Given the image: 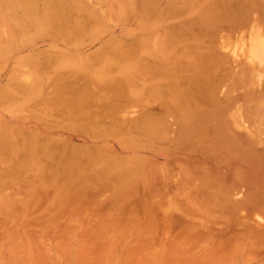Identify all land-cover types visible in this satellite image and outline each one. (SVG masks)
Instances as JSON below:
<instances>
[{
	"label": "rangeland",
	"instance_id": "obj_1",
	"mask_svg": "<svg viewBox=\"0 0 264 264\" xmlns=\"http://www.w3.org/2000/svg\"><path fill=\"white\" fill-rule=\"evenodd\" d=\"M262 43L264 0H0V264H264Z\"/></svg>",
	"mask_w": 264,
	"mask_h": 264
},
{
	"label": "bare ground",
	"instance_id": "obj_2",
	"mask_svg": "<svg viewBox=\"0 0 264 264\" xmlns=\"http://www.w3.org/2000/svg\"><path fill=\"white\" fill-rule=\"evenodd\" d=\"M259 48H260L261 52H263V56H262L263 58H262V61H260V62H261V64H264V44L263 43H262V45L259 44ZM257 51H258V49H257ZM252 62L253 61H251V63H249L248 67L247 66L244 67V69H249L250 74H254L257 71V69H256L257 67H254L255 65H252L254 62L253 63ZM250 74H249V72H248V74L247 73H244L243 76L244 77H248V75H250Z\"/></svg>",
	"mask_w": 264,
	"mask_h": 264
}]
</instances>
